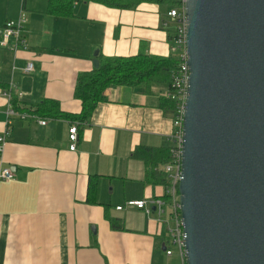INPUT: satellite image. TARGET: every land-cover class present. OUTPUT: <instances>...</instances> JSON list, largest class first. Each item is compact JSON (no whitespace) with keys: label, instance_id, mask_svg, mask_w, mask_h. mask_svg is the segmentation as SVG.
<instances>
[{"label":"crops","instance_id":"crops-1","mask_svg":"<svg viewBox=\"0 0 264 264\" xmlns=\"http://www.w3.org/2000/svg\"><path fill=\"white\" fill-rule=\"evenodd\" d=\"M47 7L48 0H0V40L4 22L23 12L27 44L25 49L0 46V132L7 109L14 108L13 96L19 108L33 110L49 99L62 112L79 113L76 76L93 69L99 53H171L165 27L175 22L164 4L144 1L125 9L77 0L71 17ZM166 90L165 84L147 93L126 85L107 87L105 100L78 124L74 150L68 133L73 121L45 117L40 125L12 118L0 155V169L13 172V178L0 181V264L182 263L176 247L166 254L173 227L168 215L159 219L151 206L147 212L125 204L164 194V185L147 179L144 162L133 152L171 145L174 114L159 106ZM93 176L96 202L89 203ZM110 218L119 226L112 227Z\"/></svg>","mask_w":264,"mask_h":264},{"label":"water","instance_id":"water-1","mask_svg":"<svg viewBox=\"0 0 264 264\" xmlns=\"http://www.w3.org/2000/svg\"><path fill=\"white\" fill-rule=\"evenodd\" d=\"M182 7L185 264H264V0H183Z\"/></svg>","mask_w":264,"mask_h":264},{"label":"trees","instance_id":"trees-1","mask_svg":"<svg viewBox=\"0 0 264 264\" xmlns=\"http://www.w3.org/2000/svg\"><path fill=\"white\" fill-rule=\"evenodd\" d=\"M77 0H48L47 11L65 17L73 16V3ZM99 2L114 8L130 9L139 3L149 1L164 4L168 8L180 6V0H90ZM167 40L170 46L174 45V27H165ZM24 36V26L22 28ZM27 45V44H26ZM20 47V46H19ZM18 48V47H17ZM22 48V47H21ZM98 66L90 71L80 72L76 76L73 96L80 100L81 110L79 113H68L59 110L58 102L45 99L33 107H18L16 98L13 96V106L21 113H34L40 119L45 117H63L70 121L84 123L90 116L96 105L105 100L103 91L111 85H126L142 92H150L155 84H165L167 89L170 86L171 74L177 70L180 58L174 51L164 56L136 54L133 56H105L101 53L97 55ZM159 106L165 112H175V102L173 99L160 96ZM174 117V115H172ZM28 119V118H26ZM30 119V118H29ZM133 155L141 159L145 164V175L153 183L164 185L168 183L166 174L162 167L171 161L170 146L161 147H137ZM95 176L91 177L88 184L87 202L95 203L97 195V182ZM111 226L118 227L117 221L111 219ZM168 240L166 244H168Z\"/></svg>","mask_w":264,"mask_h":264},{"label":"built area","instance_id":"built-area-1","mask_svg":"<svg viewBox=\"0 0 264 264\" xmlns=\"http://www.w3.org/2000/svg\"><path fill=\"white\" fill-rule=\"evenodd\" d=\"M180 2V6L171 7L167 11V17L171 18L175 22L173 34L174 45L170 47L171 50L177 53L180 58V63L177 70L171 74L169 89L164 93L166 98L173 99L175 102V112L172 119L175 130L169 134V140L171 142V161L164 164L162 167V170L168 179V183L164 187V194L160 197L150 198L149 200L133 199L126 201L125 204L128 206L144 209L147 212H150L151 206V208H154L156 211L159 219L167 214L169 220H171L173 223V227L169 230L170 239L168 240L169 243L167 244L166 254L170 255L172 253L171 246L176 247L182 258L181 264H185L183 251L184 232L179 211L180 204L178 183L181 178L182 116L187 95L189 67L187 64V53L185 46L186 15L182 7L183 0H180ZM23 22V12H21L16 19H7L4 22L1 30V47H10L11 49H16L20 46L23 49L26 48V40L22 34ZM31 69L32 63L29 62L25 70L30 71ZM3 93L7 96H10L9 91H5ZM6 115L5 127L0 133V155L3 151L7 134L11 129L13 117H18L20 119L31 118L35 119L40 125L46 124V119H40L38 115L34 113H21L12 108L7 109ZM75 123L79 122L74 121V124ZM68 133L69 139L71 141L69 148L74 150L76 141L78 139L76 127L71 125L68 129ZM11 178H13V172L9 167L0 169V181L9 180ZM121 208V205L116 206V209Z\"/></svg>","mask_w":264,"mask_h":264},{"label":"bare ground","instance_id":"bare-ground-1","mask_svg":"<svg viewBox=\"0 0 264 264\" xmlns=\"http://www.w3.org/2000/svg\"><path fill=\"white\" fill-rule=\"evenodd\" d=\"M23 14H24V13H23ZM24 20H25V15H24ZM31 70H32V69H31ZM31 70H30V71H31ZM27 72H28V71H27ZM20 95H21V94H20ZM9 108H10V107H9ZM12 109H13V108H12ZM17 112H18V111H17ZM78 124H79V123H75V124H74V122L72 123V125H74V126L76 127V130H77V136H78V126H79ZM0 133H1V132H0Z\"/></svg>","mask_w":264,"mask_h":264},{"label":"rangeland","instance_id":"rangeland-1","mask_svg":"<svg viewBox=\"0 0 264 264\" xmlns=\"http://www.w3.org/2000/svg\"><path fill=\"white\" fill-rule=\"evenodd\" d=\"M173 27H174V25H173ZM174 249H175V247L174 246H172ZM173 258H175V259H177V257L175 256V254H174V257Z\"/></svg>","mask_w":264,"mask_h":264}]
</instances>
